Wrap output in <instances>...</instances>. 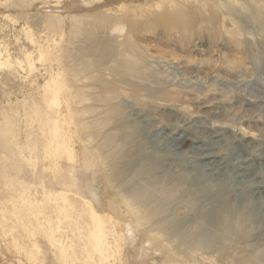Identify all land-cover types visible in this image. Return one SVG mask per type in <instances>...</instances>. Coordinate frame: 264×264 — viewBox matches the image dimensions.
<instances>
[{
    "label": "rangeland",
    "instance_id": "rangeland-1",
    "mask_svg": "<svg viewBox=\"0 0 264 264\" xmlns=\"http://www.w3.org/2000/svg\"><path fill=\"white\" fill-rule=\"evenodd\" d=\"M16 4L0 0V39L11 44L15 58L23 63L22 67L0 68V126L8 113L19 135L1 138L0 156L16 162L21 157L41 159V166H49L52 157L43 140L47 134L28 118L34 109L45 119L58 115L76 159L74 173L78 180L85 173L81 185L85 193H97L100 211L115 220L132 221L117 197L132 190L154 198L162 211L180 218L168 225L182 224L185 233L181 236L149 242L135 229V238L117 264H264V35L260 30L246 28L245 33L231 37L218 28L203 29L195 52L176 50L171 39L167 44L133 39L156 45L147 55L152 67L161 72L157 82L135 79L147 90L134 96L119 91L111 98L101 86L87 87L102 79L101 75L75 82L63 64L60 104H53L55 112L48 114L47 103L54 97L44 85L50 81L54 64L38 62L37 51L40 45H48L47 16L57 7L64 15L69 13L65 11L69 0ZM72 84L86 86L84 99L68 97L67 86ZM120 85L130 87L123 81ZM84 108L93 111L84 114ZM86 163L93 164L89 172L82 168ZM0 172L6 175L8 171ZM185 178L195 182V188L175 185ZM1 180L0 264H34L25 250L14 246L8 226L11 219L3 214L15 210L14 200L20 206L19 197L27 193L8 184V178L3 184ZM220 183L224 184L222 192L208 196L200 192L204 186ZM28 193L34 197L36 191L30 188ZM225 203L234 206L236 214L255 212L258 221L238 235L219 218H210ZM233 220L234 225L240 224L236 215Z\"/></svg>",
    "mask_w": 264,
    "mask_h": 264
},
{
    "label": "bare ground",
    "instance_id": "bare-ground-1",
    "mask_svg": "<svg viewBox=\"0 0 264 264\" xmlns=\"http://www.w3.org/2000/svg\"><path fill=\"white\" fill-rule=\"evenodd\" d=\"M16 1L18 6L30 5L36 0ZM69 5L65 10L69 13L64 15L57 7L47 16L48 45H40L37 51L38 62L54 64L50 81L44 85V90L54 97L47 103L48 114L55 112L53 104H60L59 84L66 70L75 82L101 75L102 79L87 87L101 86L111 98L119 95V91L134 96L139 90H147L135 79L160 81L161 72L152 67L147 55L156 45H143L134 41L135 38L161 44L171 39L170 44L176 50L195 52L198 35L206 28H218L231 33V37L241 35L240 31L245 33L246 28L260 30L264 35V0H118L114 3L110 0H69ZM234 29H238V33ZM209 33L214 32L209 30ZM28 57L33 59L30 53ZM22 64L21 59L15 58L11 44L0 39V68L22 67ZM122 81L130 87L120 85ZM85 88L83 85L67 86L68 97L84 99ZM82 111L88 114L93 110L84 108ZM4 119L0 140L11 134L19 135L13 117L5 113ZM28 120L31 124L38 123V129L47 134L43 140L52 157L50 165L41 166V159L29 161L21 157L16 162L0 156V170L8 171L6 175L0 172L2 184L8 178V184L18 185L27 195L30 188L36 191L34 197L21 195V205L14 200L15 210L3 213L11 219L8 226L14 246L25 250L28 260L34 264H117L125 246L135 238V229L149 242L163 236L184 235L182 224H178L177 229L168 225L177 224L178 216L166 214L154 198H146L132 190L117 196L133 217L132 221L122 222L121 217L115 220L109 213L100 211L96 205L97 193L93 190L85 193L86 188L82 186L81 175L85 173H80L79 180L74 173L76 159L61 118L48 115L45 119L34 109ZM26 133L29 138L31 131ZM34 145L38 147L39 143ZM3 149L0 141V150ZM92 166L86 163L82 168L89 172ZM175 185L185 190L195 188V182L186 178L178 179ZM223 186V183L204 186L200 192L208 196L211 192H222ZM219 208V213L210 218H219L220 223L238 235L244 234L242 230L259 218L253 211L236 214L234 206L228 203ZM235 215L240 221L238 225H234ZM194 250L195 247L191 248L192 253ZM140 253L144 254L142 250Z\"/></svg>",
    "mask_w": 264,
    "mask_h": 264
}]
</instances>
